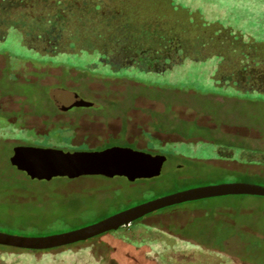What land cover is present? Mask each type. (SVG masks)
Segmentation results:
<instances>
[{
	"label": "rangeland",
	"instance_id": "obj_1",
	"mask_svg": "<svg viewBox=\"0 0 264 264\" xmlns=\"http://www.w3.org/2000/svg\"><path fill=\"white\" fill-rule=\"evenodd\" d=\"M124 2L128 12L124 23L151 16L168 20L176 30L171 46L184 35H206L213 42L210 55L172 67L170 63L163 74L102 64L99 51L113 49V30L102 11L74 12L82 20L66 19L60 52L53 56L43 53L44 43L25 33L24 39L14 26L0 27V231L26 236L62 233L187 189L232 182L264 186V162L259 159L242 163L236 151L223 160L211 152L213 143L186 141L178 135L165 136L161 145L142 130L153 125L167 131L172 126L178 133L188 130L190 123L181 124L176 115L201 122L211 118L253 136L257 153L264 158V93L245 96L233 84L213 78L217 67H226L225 53L238 56L235 46L264 51V0ZM37 10L24 19L25 30L41 15L56 13L50 8ZM74 92L94 102L93 108L74 106ZM164 107L165 113L153 111ZM125 133L130 141L143 146L146 140L147 147H158L167 156L159 176L134 182L100 175L33 181L10 163L19 144L66 151L99 149L110 137ZM136 225L135 231L130 226L125 230L131 240L107 232L74 243L78 246L73 252L86 251L84 264H264L263 196L185 202L150 213ZM50 254L47 258L39 253L37 259L49 263L56 256L55 251ZM29 256L0 250V264H31L34 259Z\"/></svg>",
	"mask_w": 264,
	"mask_h": 264
},
{
	"label": "flooded vegetation",
	"instance_id": "obj_2",
	"mask_svg": "<svg viewBox=\"0 0 264 264\" xmlns=\"http://www.w3.org/2000/svg\"><path fill=\"white\" fill-rule=\"evenodd\" d=\"M125 3L124 0H0V27L5 26V28L8 29L9 26H14V28L19 31L21 30L24 39L25 33L27 36H32L33 41L44 43L47 47H45L46 51H43V53L53 56L60 52V40L63 37L65 25L68 22L66 19L77 18L78 20H82V16L74 12H93L95 15H98L99 12L102 11L105 19L108 21V26L113 30V34H111L110 37L113 49L99 51L98 60L102 64L112 67L116 66L115 69H121L127 66H138L140 69L163 74L178 62L189 58L194 60L202 59L210 55L208 49L213 42H209L206 35L202 37L184 35L175 42L177 46L174 42H172L171 46V36L176 30L172 28L168 20L165 21L164 19L161 20L151 16L147 18L139 17V19L137 18V22L130 18L129 22L124 23L121 20L126 18L128 14L125 9ZM40 7L50 8L56 13L41 15L34 20L32 25L30 24L27 27V30H25L24 28L26 27L27 21L24 19L28 17L31 10L38 12L37 8ZM49 20H51L53 24H49L47 22ZM19 23L22 24L23 29L18 26ZM220 40L221 39L217 41L219 42ZM32 49L38 50L36 46H33ZM233 50L234 52H238V56H233L228 52L225 53L226 55L223 56L222 59H228L225 65L226 67H217L214 74L215 77L213 78L226 85L233 84L237 91L245 96H251L256 92L264 93V51H251L248 48L240 49L238 46H235ZM164 110L165 107L162 110L153 111L159 113ZM176 118L217 131L219 134L227 135L231 139L248 142V145L243 147L233 144L218 146L216 148V153L220 159L229 160L237 151L239 160H241L242 163H248L250 165L254 163L253 161L256 159H259L260 162H264L263 155L257 153L258 150L254 145L256 140L251 135H241L244 132L240 130L239 127L230 124H219L218 122H213L211 118L208 122H201L197 117L188 118L176 115ZM152 127L153 125H151V129L143 127L142 130H148L153 134V137L160 140L161 145H164L165 141H167L164 140L165 136L172 137L173 135H178L186 141L191 140L184 137L181 133H175L172 132V130H157ZM121 136H123L124 141L118 140ZM197 139H203L209 142L206 138L199 137ZM111 140L115 142L108 147L125 146L134 148L133 145H135L136 147L134 149L146 151L154 155H164L158 147H147L148 143L146 140L143 146L134 141H130L127 137V133L125 135L119 134L110 137L104 145ZM125 142L126 144H124ZM226 169L235 170L233 168Z\"/></svg>",
	"mask_w": 264,
	"mask_h": 264
},
{
	"label": "water",
	"instance_id": "obj_3",
	"mask_svg": "<svg viewBox=\"0 0 264 264\" xmlns=\"http://www.w3.org/2000/svg\"><path fill=\"white\" fill-rule=\"evenodd\" d=\"M76 107H92L94 102L73 93ZM166 155L125 146H112L101 150L66 151L55 147L17 145L10 163L33 180L50 181L56 177L75 179L82 176L100 175L109 178H152L162 172ZM228 195H253L264 197V186L232 182L203 186L168 194L114 213L93 224L70 231L43 236H26L0 231V245L22 249L45 250L87 241L104 233L115 231L150 213L177 204Z\"/></svg>",
	"mask_w": 264,
	"mask_h": 264
},
{
	"label": "trees",
	"instance_id": "obj_4",
	"mask_svg": "<svg viewBox=\"0 0 264 264\" xmlns=\"http://www.w3.org/2000/svg\"><path fill=\"white\" fill-rule=\"evenodd\" d=\"M52 103H53V101H52ZM105 106L107 107L106 104L102 105L100 108V111H103ZM53 107H54L55 113L58 112L57 107L55 105H53ZM91 108H93V107H91ZM91 108H83L82 110L86 111V110H89ZM166 111H168V110L165 109L164 111H161L159 113H165ZM80 114H82V113H80ZM80 114H77V115H80ZM169 120L170 121L172 120V115H171V118ZM178 120L180 121V123L182 122L181 124L185 123L188 125V123H189V122H185L184 120H181V119H178ZM125 122H126V119L124 117L122 120V129L126 127L124 125ZM169 129L172 130V126ZM18 132H19V135H25L21 131H18ZM176 132L181 133L184 137H186L187 139H191V140L197 139L199 137L208 139L209 140L208 143L214 144V148L211 150V152L212 151L216 152V148L218 146H222V145H232L233 144V145H237L239 147H243V146L248 145L247 141L239 140V142L237 143V140L231 139L227 135H221L217 131H213L211 129H207V128L202 127V126H198L195 123H190V128L188 130L186 128H182ZM21 137H23V136H21ZM118 140L124 141L123 136L119 137ZM201 140H203V139H201ZM114 142H115L114 140H111L109 143H106L104 146L100 147L99 149L106 148L109 145H112ZM124 144H126V142ZM254 145L256 147V145H257L256 141L254 142ZM20 172L24 173L22 171H20ZM24 174L27 175L26 173H24ZM28 178H30V177L28 176ZM31 180H33V179H31ZM33 181H39V180H33ZM144 217H142V218H140V219H138L132 223V225L130 227H132L134 229L133 231H135L136 230L135 228L138 227L136 225V223L138 221H140L141 219H143ZM183 227H185V225ZM126 228L127 227H121L118 230L110 231V232L116 233L125 239L131 240V236L125 231ZM76 246H78V245L77 244H70V245H66V246L58 247V248H53V249L32 250V249H22V248H16V247H11V246L0 245V250L1 251H10V252L12 251L14 254H18V255H27V256L30 255L29 257H33V259H34L31 264H84L85 263L84 261L86 260L85 258H86L87 253L84 250H80V252H78V253L73 252V249ZM53 251H55L56 256L54 259H52L51 262L45 263L42 261V259H37V254L40 253L41 255H44L48 258V255H51L50 253H52ZM65 256H67V257H65ZM69 256H71V257H69ZM61 259H63L64 261H61Z\"/></svg>",
	"mask_w": 264,
	"mask_h": 264
}]
</instances>
